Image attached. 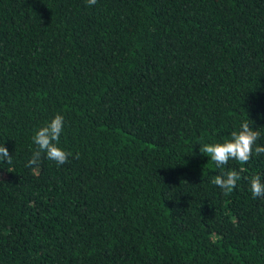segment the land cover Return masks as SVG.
<instances>
[{
  "label": "trees",
  "instance_id": "16d2710c",
  "mask_svg": "<svg viewBox=\"0 0 264 264\" xmlns=\"http://www.w3.org/2000/svg\"><path fill=\"white\" fill-rule=\"evenodd\" d=\"M57 113L71 155L28 166ZM244 121L264 146V0H0V264H264V154L199 151Z\"/></svg>",
  "mask_w": 264,
  "mask_h": 264
},
{
  "label": "clouds",
  "instance_id": "9594fccd",
  "mask_svg": "<svg viewBox=\"0 0 264 264\" xmlns=\"http://www.w3.org/2000/svg\"><path fill=\"white\" fill-rule=\"evenodd\" d=\"M87 3L95 5L97 0H87ZM64 130V116L55 114V116L45 125L41 126L34 134L33 141L37 148L32 157L28 161V166L38 165L42 154L57 166L67 162L70 152L65 151L60 146V137ZM259 130L254 129L247 121L241 123L238 131L231 133V138L223 142L206 143L199 147L202 154H206L217 167H223L230 160L238 161L241 164L247 163L255 152L256 155L264 154V146L256 145V141L260 138ZM78 158V155L77 157ZM0 162L11 164L12 157L4 144H0ZM240 171L231 170L222 172L212 181L221 190L227 192L236 188L237 182L241 179ZM249 180L250 192L252 197L264 198V182L261 181L259 175H253Z\"/></svg>",
  "mask_w": 264,
  "mask_h": 264
}]
</instances>
